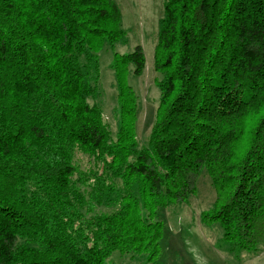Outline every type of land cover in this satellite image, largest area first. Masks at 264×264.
Listing matches in <instances>:
<instances>
[{
  "label": "trees",
  "instance_id": "16d2710c",
  "mask_svg": "<svg viewBox=\"0 0 264 264\" xmlns=\"http://www.w3.org/2000/svg\"><path fill=\"white\" fill-rule=\"evenodd\" d=\"M121 20L115 0H0V264L157 262L159 212L196 196L203 173L216 198L202 221L233 251L264 243V0H165L144 148L128 82L142 47L113 56L116 139L90 103Z\"/></svg>",
  "mask_w": 264,
  "mask_h": 264
},
{
  "label": "rangeland",
  "instance_id": "374dc122",
  "mask_svg": "<svg viewBox=\"0 0 264 264\" xmlns=\"http://www.w3.org/2000/svg\"><path fill=\"white\" fill-rule=\"evenodd\" d=\"M115 1L121 9V27L125 37L113 47L107 46L99 53L98 93L90 99V103L102 108L112 136L116 139L120 128V104L116 75L112 68L113 56L116 53L131 54L138 46L142 47L146 59L145 69L141 76L131 73L128 82L140 100L137 141L140 148H144L147 146L160 100V90L155 82L161 80L162 75L154 71V51L164 17L165 0ZM133 69L134 67L131 71ZM84 70L95 74L90 67ZM87 77L91 79L92 76ZM89 81L95 84V81ZM78 160L83 170L96 169L89 158L78 156ZM215 198L211 179L203 173L196 196L187 203L159 212L158 220L165 223V236L157 262H147L146 256L121 255L116 252L106 264H264V243L256 252L233 251L229 242L223 241V229L219 224L207 225L202 221V215L212 209Z\"/></svg>",
  "mask_w": 264,
  "mask_h": 264
}]
</instances>
